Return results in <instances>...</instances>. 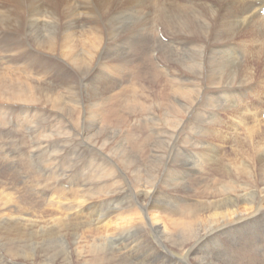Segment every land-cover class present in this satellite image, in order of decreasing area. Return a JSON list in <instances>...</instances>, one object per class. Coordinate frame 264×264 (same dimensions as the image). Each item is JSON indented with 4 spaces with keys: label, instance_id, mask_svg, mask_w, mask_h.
I'll return each mask as SVG.
<instances>
[{
    "label": "bare ground",
    "instance_id": "obj_1",
    "mask_svg": "<svg viewBox=\"0 0 264 264\" xmlns=\"http://www.w3.org/2000/svg\"><path fill=\"white\" fill-rule=\"evenodd\" d=\"M23 5L34 10L36 19L29 20L28 23L24 21L19 10ZM263 6L264 0H0V65L3 66L5 59H8V55L6 54L10 51L5 41L8 42L11 37V44L16 50H22L23 46L26 45L23 55L18 59L20 62L16 63L22 65L26 64L32 71L37 69L38 73L43 67L45 68L50 65L61 70H67V76L59 80L61 86L60 91L65 94V98L68 99V101H74L78 104L75 105V103L66 102L65 100L61 101V97L50 88L40 86L36 78H31L24 86L23 84L16 83L18 75L10 77L6 71H0V102L7 104L5 109H10L13 116L12 121L8 122V126H5L7 123L4 125L5 130L7 129L8 131L6 132L4 129H1V135L6 134L8 136L6 140L7 143L0 148V180H2L3 183L1 184L0 181V184L3 185V189L0 190V239L2 240V245L8 247L6 252L10 253V256L14 259L17 257L15 245L10 244V241L7 240H12L10 237L13 236V233L9 234L8 230L12 227L20 228V230H17L14 234L13 241L15 244L24 240L23 236L25 238L26 235H29V232L23 230L22 224H25L26 221H32L30 212L34 209L36 203L38 206H40V203L31 198L33 202L27 205L29 208L22 207L18 201L11 197V195H18V191L10 190L9 184L1 179V176L6 175L11 178L16 176L8 173L7 169L11 168L10 166L17 162V156L25 160L18 161L23 170L28 168L27 164H29L30 161L34 163L39 161L40 163L41 158H44V160H41V164L45 161L47 162L43 165L45 166L44 169L50 170L56 158L54 154L51 157V152L60 149L63 143L61 139H64L66 144L73 143L71 140L72 133L74 132L73 125H69L70 120L67 122L65 121L66 119H70L67 117L70 115L72 117L74 115L77 120L75 122L79 123L80 120L83 124V128L80 127L81 130H84V134H82L83 142H86L87 145H91L93 147V152L81 151L82 153H79L82 148H73L74 151L72 153L70 152L71 159L76 160L75 163L84 161L83 164H85V166L91 167L95 165V167H91L93 169L89 171L92 175L86 180L83 179L84 182L91 187H87V194L82 192L83 189L81 190L82 185L79 183L80 180L73 177V173L78 170V168H75V164L72 165L74 168L71 167L72 172L68 176L67 174H62L59 179L56 177L52 179L53 174L51 172L48 177L46 176L43 178L41 175L38 177L35 171L37 176L35 179L36 189L38 182L41 184V187H43V192H48L50 189L56 195L50 197V202L52 204L56 199L55 197L66 196L68 193L73 194L75 196L74 199L78 201L72 208L66 205V208H63V204L58 207L57 210L60 213L57 219L58 225H60L59 231L52 226L53 220H49L48 224L38 221L33 222V224L35 223L39 228H41L42 225L41 229L43 232H46L48 235L53 233L54 238L60 237L61 230H66L73 221L80 222L77 224H81L83 222L82 219H85L83 214L89 210H91L89 211L91 215H96V224L102 227L105 225L104 222L108 219L107 216L109 217L112 212L126 210L127 212H132L128 214L134 216L130 218L129 216L119 214L122 217H116L117 219L113 221L109 220L112 224H114L113 222L118 223V220H120L122 226L121 228L119 226L120 230H117L118 233L112 231L111 234L107 236H95L94 244L98 245V248L101 250L99 255H95L97 246L87 245V248L92 249V258H88L86 255L85 247L80 248L78 253L83 259L84 264H90L95 258L101 255L111 257L114 264H129L128 262L130 261L127 258L135 253L137 242H126L127 245L120 247L121 244L123 245L125 243L122 242L121 236L129 232L127 236H124L125 239L123 240L127 241V239L132 236V231L145 234L150 232V228L157 229L155 237L157 242L162 245L160 247L167 248V251L174 254L178 252L184 255L188 243L195 241L196 238L201 236L203 237V241L210 242L211 240L213 242L212 257H224V259H220L221 262L218 264H240V261H235L231 257L226 256L228 254L234 259L243 255L244 257L248 256L258 261L260 257L259 250L264 252V246L259 248L255 247V240L259 236L256 238L254 233H252V237L250 236L247 238L246 236L245 240L241 241L239 239L240 234L238 235L239 231L246 227L249 228L248 230L252 231L254 224L252 222L258 218L259 213H264V196H261V194L264 193V189L262 190V187L260 188L258 185L252 187L249 182L243 179L244 177L245 179L247 177H253V173L250 171L252 155L248 153L245 148L236 149L234 153L237 152L239 157H235V161L229 162L228 169L222 168V161H220L222 158H219V155L221 149L222 153L225 152V145L229 139L238 138L239 134H237L236 131L240 127V123H243L244 126L248 128L247 120L240 117L243 116L244 110L252 112V105H256L254 102L249 105L244 104L245 97L249 94V90L252 89L250 92L251 94L254 93V87L252 88L244 85L248 84V80L250 81L249 83H251L252 80H256L254 74L249 72L255 68L248 63L245 65V69H243L238 63V61L241 63V58L234 54L245 45L250 47V52L253 50L256 52L258 48L256 50L254 46H251V42L257 43L258 47L264 50V16L260 13ZM47 7L52 8L50 20L42 19V17L47 15V12L44 10V8ZM61 7L67 8V14L71 13V17H73L72 24L67 25L65 22H62L64 20L63 10H60ZM30 8L27 12L28 16L33 13V10ZM89 17H91L92 25L88 29L82 28V26L79 27L83 31L78 34L76 32L78 27L77 21L86 23L89 21ZM112 21L116 22L118 26L114 27L111 25L110 22ZM60 23H62V25H60ZM160 27H162V31H160ZM41 28H51L49 29L50 32L48 36L40 33ZM6 30L9 32L6 33ZM9 33L13 34V36ZM159 34L166 36L167 41H163ZM134 35H138V39L142 40L141 44L138 42L142 47V50H140L141 54L137 53L140 56V62H144V56L142 55H147L146 59H150V56H154L156 52L159 53L157 58L160 60L161 64L152 63L153 68H151V73L154 81H156L155 78L159 79L160 76H163L165 85H163L164 90H161L162 94L160 92L161 98L155 101V103L158 104V107L155 109H166V113L162 110L164 114L162 113L160 116L154 112V118H151L147 123L144 122L141 124L140 129L145 131L147 134L146 136L142 135L138 137L132 132L131 135H124L125 137L117 139L116 137L121 131H118L116 136L111 135V133L108 135L100 131L103 123H105L104 120L106 121V119L103 120V113L101 115L97 113L96 116H93L92 118L96 117L95 122L91 121V127L85 128L84 124L88 123V121L85 123L81 120V112L83 111L81 106H79V103H81L79 100H90L91 103L89 102V107L92 111L94 108L97 110L98 104L105 107L110 99H116L119 100L120 103L126 104L129 115L136 109L133 104H139L140 107L143 106L140 109V114H150L147 104L137 103L133 99L135 96H132L131 88L129 90L125 88L124 91L121 92L115 91L113 94L110 93L112 92V88L120 84L114 79L120 75L123 68L127 67V62L122 60V62L117 63L113 62L115 60L111 58H109V60H106V58L101 59L106 49H108L106 56H114V50L120 51L133 48L134 44H131L130 41L134 38ZM112 45L116 47L112 49ZM43 47L47 48L49 53L41 51ZM57 49H60V51H57ZM40 54L46 55L47 57L41 59ZM136 55L134 57H137ZM110 60H112V62H108ZM225 67L228 68L227 73L223 71ZM18 68L14 67L15 71H17ZM54 72L55 75L58 76L56 71L48 70L51 77ZM112 73L117 76H114ZM72 74L79 75L83 80L94 81L93 86L85 92V100L81 98L82 92L77 90L74 86L75 83ZM7 79H9L8 82ZM98 83L102 86L99 87ZM56 84L57 82L49 85L54 87ZM137 92L138 91H136V93ZM42 97L48 99L39 100ZM51 97H55V99L52 100L50 99ZM139 99L138 97V100ZM37 101L43 104H54L55 107L59 109L54 113L58 114V116L60 115V117L62 116V120L64 121H48L45 126L42 125L41 127L48 128V130L44 129L47 130L45 131L46 134H44V137H39L40 134L38 133L40 126L37 123V113L39 111L33 104ZM230 101L232 102L230 103ZM15 102H17V104H15ZM120 103L117 105L119 109L122 107L124 108ZM113 104L115 103L113 102ZM117 106L115 104L112 108H118ZM1 109L3 110L4 108ZM200 111H202V113H200ZM45 112L48 113L47 111ZM116 112L119 111L116 109ZM235 113H238V115L233 118L234 115H236ZM170 115H172L171 119L168 117ZM183 116L190 117V120H186L185 123V127H187V131L189 132L186 133L184 130L183 133L186 134V138L180 135L179 139H186L189 141L190 138L191 142L194 141L191 145L195 148L192 150L193 152H191L190 157L196 159V163L188 159V153L184 162L177 166V162L174 164L172 163V150L168 151L166 148L169 144V135H173V130L171 128L178 127L179 124L174 125L172 123V118L178 121ZM118 117H120V112ZM197 117H200L202 120L197 122ZM163 118H167L166 122H168L169 126H165V128L167 129L166 132L168 135L165 136L163 134L162 137L164 139L160 143L161 149L155 154L154 162L150 164L151 166L153 165V167L158 166V168H160V171L153 177L154 181L158 179V182L161 183L155 184L156 188H153L154 181H149L148 179L149 166L146 168L145 164L147 159L140 161L142 158L141 155L145 152L140 140L149 143L152 139V133L149 131L147 124L153 125L154 127L155 125H159L161 127L163 124L162 121H164ZM26 119L28 120L26 121ZM120 119L125 120L126 115L123 114ZM169 119L170 121H168ZM25 121H30V124L25 123ZM235 121L236 129L234 124ZM181 122L182 120L180 123ZM51 123H54L53 127L55 123L60 127H62L61 123H63V126L64 123H66V129H68L69 132L66 131L63 133V136L61 135L62 137L59 138L56 132L51 131L49 126ZM29 126L30 136L25 134ZM255 127H259V125L256 124L254 125V128ZM20 131L24 135H22ZM25 135L29 137L27 141ZM111 139L113 140L111 141ZM122 140L131 141L132 147H124V149H122L123 146L121 145V147L118 145L119 141L122 142ZM200 144L203 145V147H201L205 155L203 157L199 156L200 152L196 148L200 147ZM15 145L18 147L17 149L13 148ZM171 145L172 143L169 146ZM263 147L264 142L259 149ZM118 148L126 151V156L123 151H117ZM172 149H174V147ZM195 149L198 152L195 151ZM63 151L66 150L60 149V152ZM69 151H72V149H69ZM94 152L96 154L98 153V156ZM91 153L92 156L89 158V154ZM163 154L165 155L163 156ZM256 160L261 162L262 166H264V151L260 158ZM99 162L101 165H98ZM239 162L242 165L235 166ZM213 163L214 165H212ZM204 164L206 166H211V178L215 180L218 178L223 181L224 178H227L228 181H224V184H220V186L215 189L216 195L211 194L209 196L210 192L207 191L200 193L201 196H198L200 198L196 199L201 203L202 211L200 212L196 209H189L192 199L189 201L186 199L193 194H197L195 188L196 183L199 185L201 179L205 184L202 175L205 170L203 167ZM178 168L182 169L185 174L181 175L178 172L180 171ZM51 171H53V169H51ZM15 173L21 175L19 170L18 173L16 171ZM221 176L223 177L220 179ZM30 177H32V175H28V178ZM192 177H195L196 180L195 183L191 179L194 187L189 186L186 182L184 183L185 179L189 180ZM131 182L134 183L130 185ZM166 182L168 183V187H163L162 184ZM67 183L70 184V189H65L63 187V185ZM110 183L113 190L109 192L107 196L106 193L108 191L105 194L102 192L106 186L108 188ZM263 184L264 182L262 181V185ZM75 185H80V187L74 190L73 186ZM16 187L17 186H15V188ZM29 192L30 195L25 192V196L34 195L30 190ZM136 192L138 194H136ZM123 193L124 198L118 200L117 197ZM143 193H145V195H143ZM84 195L88 196L87 200L89 203H86L87 200L84 199V201L81 198L82 196L85 197ZM147 195L150 197L148 202H146L148 198H146ZM135 196H144V199L140 200ZM171 196H176L174 197L175 200H173V207L175 209L172 210L170 208V211H168L167 204L169 200L167 199H170ZM106 197L111 201H121V203L119 202L120 205L112 210L109 208L107 212H105L106 217L104 218L101 216L102 213L100 212H103L105 208L102 207L101 211L100 206L106 204ZM209 197L214 200L210 199L209 202L206 201ZM103 198L104 200L102 201ZM124 201L126 202L123 204ZM98 202L101 204H97ZM188 209L189 213L187 212ZM93 210L95 213L92 212ZM141 212L144 213V216L140 217L138 214H141ZM187 216H189L188 218L191 219V222L187 221ZM186 222L188 223L187 227L184 226ZM172 224H183V227L176 226V228H174ZM106 226H109L108 223H106ZM79 228L80 227H75L71 229L75 231L74 233L76 235ZM109 229L108 232H110ZM108 232L106 233L108 234ZM54 234L58 236H54ZM117 234L119 238L117 242L120 244V248L105 244L106 239H114ZM222 235L227 237V240L224 239L227 242L223 244L222 242L220 243ZM32 239L35 240L34 237ZM249 242L252 243L250 244ZM250 245H254L255 249L251 251L250 254L245 255L244 251L247 250L249 252ZM21 246L25 248L23 244ZM208 248L209 246L207 249ZM57 249L58 247L52 244L49 246L42 245L39 252L46 254V256L44 254L41 255L39 253L28 252L29 258L31 257L28 262L33 264H50L47 263V261L50 262V257L55 264H69L67 260H76L72 255L73 252L69 253L64 248V251L61 250V253H59ZM151 249L154 256H166L167 254V252L160 250L157 244L152 245ZM71 256L73 257L72 259ZM76 257L77 260L81 261L77 255ZM21 262H27V260ZM28 262L26 264H29ZM242 263L245 264L244 261H242ZM92 264L102 263L95 262Z\"/></svg>",
    "mask_w": 264,
    "mask_h": 264
},
{
    "label": "rangeland",
    "instance_id": "obj_2",
    "mask_svg": "<svg viewBox=\"0 0 264 264\" xmlns=\"http://www.w3.org/2000/svg\"><path fill=\"white\" fill-rule=\"evenodd\" d=\"M29 8L30 7H25L23 5V7L19 9L20 13L23 16V19H24V21H26V23H28L29 20L36 19L35 15H34V10L32 8H30V9L33 10V13L30 16L27 15V12H28ZM51 9L52 8H50V7L44 8V10L47 12V15L42 17V19L50 20ZM61 9L63 10V20H64L62 22H65L67 25L72 24V18L73 17H71V13L67 14V8L66 7H63V8L61 7L60 10ZM110 23L114 27L118 26V24H116V22L112 21ZM60 25H62V23H60ZM91 25H92L91 17H89V21L86 22V23H82L81 21H77V26L78 27L76 29V32L78 34H80L81 31H83V30L81 28H79V27L82 26V28L88 29ZM49 29H51V28H48V29L47 28H41L40 29V33L42 35L48 36V34L50 32ZM6 31H7L6 33L9 32L8 30H6ZM9 34L11 36H13V34H11V33H9ZM138 38H139L138 35H134V38L130 41L131 44H134L133 48H130L128 50L127 49L126 50H120V51H115L114 50L113 51L114 56H106L107 52H108L107 51L108 49H106V51L103 52V55L101 56V59H105L106 58V60H109V58H111L112 60H115L113 62H117V63L122 62V60L124 62L125 61L127 62V67L122 69V71L120 72L119 76L114 75L112 73L114 76H117V77H115L114 80L118 81L120 84L115 87L117 90L115 88H112L111 89L112 92H110V91L109 92L113 94V92H115V91H118V92L120 91L121 92V91H124L125 88H126V90H129L131 88L132 96H135V97H133V99L137 103L139 102V103H142V104H147V106L149 107V111L148 112L150 114H148V113H146L145 115L140 114V109L143 106L140 107L139 104L136 105V104L132 103L136 107V109H134L132 111V113L129 115V111L127 109L128 107L126 106V104L120 103V101L116 100V99H110L106 103L107 106H105V107L100 105V104H98V108L99 109L97 108V110H96L94 108L93 111L90 110V107H89L90 100H85V92L87 90H89L91 88V86H93L94 81L93 80L92 81L83 80L82 77H80L79 75L72 74L73 77H74V83H75L74 86L77 88V90L82 92V97L81 98H83L85 100V101H82L81 99L79 100V101H81V103H79V106H81V109L83 111V112H81L82 113L81 120H83V122H85V123L88 121V123L84 124L85 128L91 127V121L95 122L96 117L92 118L93 116H96L97 113L99 115H101L103 113V116H102L103 120L106 119V121L104 120L105 123H103V126L101 125L102 129L100 131L102 133H106L108 135L111 133V135L116 136L117 132L121 131L120 134L116 137L117 139L118 138L120 139L121 137L123 138L126 135H131L132 132H134L138 137H141L142 135H145V136L147 135L143 129L142 130L140 129V126H141L142 123H144V122L147 123V121H149L151 118H154V115H153L154 112H156L160 116H161V114L163 112L166 113V109H161V108L155 109L156 107H158V104L155 103V101L158 100L159 98H161L160 96L162 94V91L164 90L163 85H165V84L163 82L164 81L163 76H160L159 79L155 78L156 81H154L152 73H151V70H152L151 68H153L152 67L153 66L152 63L161 64V62H160L159 59H158L159 61L157 62L158 54H154V56H150V59H146L147 55H142V56H144V60H143L144 62H142V61L140 62V56L137 53L141 54L140 50H142V47H141L140 44H141L142 40L138 39ZM11 41H12L11 37H10L8 42L5 41V43L7 44L6 46L8 47L10 52H8V54H6V55H8V59H5V63L3 64V66L7 67V68H4L3 66L0 65V71L1 72L6 71L10 77H13L14 75H18V80L16 81V83L17 84H23L24 86L31 80V78H36V80L38 79V84L40 86L50 88L52 91H54L56 94H58L61 97V101L65 100L66 102L75 103V105L77 104V102L68 101V99L65 98V94L61 93V91H60L61 86L59 84V80L62 79V78H65L67 76V74H66L67 70H61V69L56 68L53 65H50V66H47L45 68L43 67L40 70V72L38 73L37 69H35V71H32V69L30 70L29 67L26 64L22 65V64L16 63V62H20V61H18V59L23 55L24 49L26 48V45L23 46L22 50H16V48H14L12 46ZM250 45L254 46V48H256V50L258 48V50L256 52L254 50L252 52H250V47L245 45L241 50H239L234 55H236L237 57L241 58V63L239 61H238V63L240 64V67H242L243 69H245V65L248 64V63H249L250 66L255 68L254 70L249 71V72H252L254 74V77H255L256 80L255 81L252 80L251 83H249L250 81L248 80V84L244 85V86H247V87H252V88L254 87L253 88L254 93L251 94L250 90H252V89L249 90V94L245 97L244 104L245 105H249L252 102H254L256 105L255 106L252 105V109H251L252 112L247 111V110L243 111L241 109L243 111V116L240 117V118H243V119L247 120V127L248 128H246L243 123H240V127L237 129V131L235 130L237 132V134H239L238 138H232V139H229L226 142V145H225L226 150H225V152H223L224 153L223 154L222 153V149H221L219 158H222L220 160V161H222L221 162V164L223 165L222 168L223 169L224 168L228 169L229 162L230 161L233 162V161L236 160L237 157H239L237 152L234 153L235 150L238 149V148L239 149L245 148L246 151L252 155V159L250 161V164H251V170L250 171H252L253 177L252 178H248L247 177L246 179L244 177L243 179L245 181L249 182L250 186L255 187L256 185H258L260 188L262 187V190H263L264 189V184L262 185V181L264 182V166H262V163L258 162L256 159H259L261 154L264 151V147L262 149H259V148H261V145L264 142V115H263V113H264V50L259 48L257 43H255V42L254 43L251 42ZM112 46H113L112 49L116 47L115 45H112ZM41 51L49 53L48 49L44 48V47L41 48ZM57 51H60V49H57ZM135 55L137 57H134ZM40 57H41V59H45L47 56L40 54ZM112 60H110L108 62H112ZM17 64H18L19 68H18ZM14 67L18 68L17 71H15ZM229 68H231V67H229ZM48 70L56 71L58 73V76H56L55 72H54L52 77H51L49 75V73H48ZM223 71L225 73H227L228 72V68L225 67ZM224 72H223V74H224ZM8 81H9V79H7V82ZM56 82H57V84L54 87L49 85V84H54ZM102 83H104V82H102ZM98 85H99V87L102 86L100 83H98ZM136 91H138V92L140 91L139 94H138V92L136 93ZM160 92H161V94H160ZM259 94H260V96H259ZM138 97L140 98L139 100H138ZM47 99L48 98L42 97L39 100H47ZM50 99L54 100L55 97H51ZM99 100H101V99H99ZM92 101H94V100H92ZM113 102L116 104V106L119 103L122 104L125 109L123 107L119 109L118 106H117L118 108H112L115 105V104H113ZM231 102L232 101H230V103ZM164 103H166V102H164ZM15 104H17V102H15ZM33 104L38 108L37 110L39 111L37 113L38 114L37 123L40 126V128L38 130V133L40 134V136L37 133V135L39 137H42V136L44 137V134H46L45 131H47L48 128H44V127H41V126L42 125L45 126L46 123H48V121H52V122H57V121L60 122L61 121V122H64L62 120L63 119L62 116L60 117V115L58 116V114L54 113L57 110H59L57 107H55L54 104H52V103H46V104L44 103L43 104V103H40L39 101L34 102ZM40 105H42V106H40ZM6 106H7V104H4V103L0 102V144H2V145H0V148L5 146L4 144L7 143L6 140H7V136H8L6 134L5 135H1V133H2L1 129L5 130L4 125L7 123V125H5V126H8V122H11L12 121V117H13L11 112H10L11 110L10 109H5ZM257 106H258V108H257ZM1 108H4V109L2 110ZM116 109H117V111L120 112V117H118L119 112H116ZM44 110L47 111L48 113H46ZM162 110H163V112H162ZM108 111H109V113H108ZM200 113H202V111H200ZM5 114H6V116H5ZM123 114L126 115V119L125 120H121L120 119ZM235 114L236 115H234L233 118H235V116L238 115V113H235ZM171 116L172 115H170L168 117L171 119ZM67 118H70V119H66L65 122L70 120L69 125H71V126L73 125L72 127H73V130L75 132V133L74 132L72 133V138H71L73 143L72 144H69V143L66 144L64 139H61L63 141V143H62L60 149H65L67 152L66 151L60 152V149H56L58 151H54L53 150L51 152V157L53 156V154L56 156V158L53 161L54 165H52L53 167L51 168V169H53V171H51V169L50 170L49 169H44L45 166H43V165H45V163H47L45 161L43 164H41V160L42 159L44 160V158L40 159V163H39V161L36 162V163L30 161L29 164H27L28 168L26 170H23L21 168V164L18 161H25V160L22 159L20 156H17V158H16L17 162L14 165L10 166L11 168L7 169L8 173L14 174L16 176L13 177V178L7 177L6 175L1 176V179H3L5 182H7L9 184V189L10 190L18 191V195H13V196L11 195V197L13 199H15L16 201H18L22 207L29 208L27 205L31 204L33 202L32 200L38 201L40 203V206H38L37 203H36L34 209H32L31 212H30V216H32V218H31L32 221L31 222L30 221H26L25 224L24 223L22 224L23 230H27L29 232V235H26L25 238L22 235L24 240L18 242L17 243L18 245L14 243L13 239H14V234L16 233L17 230H20V228H16V227L13 228L12 227V228H10L11 231H10V229L8 230L9 234L13 233V236L10 237L12 240H10V239H7V240L10 241V244L15 245L14 247H16L17 257H15V259L10 256V253L6 252V249H8V247L5 246V245H2V243H1L2 240L0 239V264H26L28 262V260L31 259V257L29 258L28 254H27L28 252L39 253V254L43 255L44 253L39 252L40 247L42 245H48L49 246L51 244L58 247L57 252H59V253H61V250L64 251V248L69 253L73 252L72 255L74 256V258H76V260H67L69 264H84L83 263L84 262L83 259L80 257V255L78 253L80 251V248H84L85 247L86 255L88 256V258H92L93 257L92 249L91 248H87V247L88 246H97V248L95 249V250H97V251H95V255H99L101 250H100V248H98V245L94 244L95 236H97V237H99L100 235L107 236V235L111 234L112 231L114 233H118L117 230H120V228L122 226L120 220H118V223L117 222H113L114 224L110 223V221L116 220L118 217L119 218L122 217L119 214H123L124 216H129L130 218H131V216L132 217L134 216V215L128 214V213H132V212H127L126 210H122L120 212L114 211L115 213L110 211L112 213L110 214L109 217L107 216L108 219L104 222L105 225L103 223L104 226L99 227V225L96 224V222H97V220L95 219L96 215H94V216L91 215V213L89 212L91 210H89L88 212H85L83 214L85 219H82L83 222L81 224H77V223H80V222L73 221L72 224L70 225V227H68L66 230H63V229L61 230L62 235L60 233V237H57V238L53 237V233L48 235L46 232H43L42 229H41L42 225H41V228H39L35 223L33 224V222H37V221L48 224L49 220H53L55 223L53 222L52 226L57 228L58 231H59L60 225H58V220L57 219L59 218L60 213L57 210L58 207H60L63 204V208H66L65 205L69 206L70 208H72L75 204L78 203V201L74 199L75 196L73 194H71V193L70 194L68 193L66 196L55 197L56 199L53 201L54 203L52 204L50 202V197L51 196H56V195L50 189H49L48 192H44V193H47L49 195V197H44L43 195H40V193H43V187H41V184L37 182V189H36V187H35V183H36L35 179H36L37 176H36L35 171L37 172L38 177H39V175L43 176V178L46 177V176L48 177V175L51 172L53 174L52 175V179H54V177L59 179V177L62 176V174H65V175L67 174V176H68L72 172V168H71V167H73L72 165L75 164V168H78V170H77V172L73 173V177L80 180V182H79V180H78V182L81 183V185H82V187H81V190L83 189L82 192L87 194V192H86L87 187H91V186L87 185L84 182L83 179L86 180L87 178H89L90 175H92L89 171H91L93 169L91 167H95V165L91 166V167L85 166V164H83L84 161H78V163H75L76 160L71 159V153L74 151L73 148H82V150H80L79 153H82L81 151H83V152H93V147L91 145H89V144L87 145L86 142H83V140H82V134H84V130L83 129L81 130V128H80V127L83 128V124L81 123V121L79 120V123L75 122L77 120H76V117L74 115L72 117L70 115ZM163 119H164V121H162L163 124L161 125V127L159 125H155V127H154L153 125H148L147 124V127H148L149 131L152 133V139L150 140L149 143H146V142H143L142 140H140L141 144L143 145L142 148L145 151L141 155L143 159L140 156V158H141L140 161L141 160L143 161L144 159H147L145 161L146 162L145 164H146V168L149 166L148 167V169H149V178H148L149 181H154V177L153 176L156 175V173L158 171H160V168H158V166L153 167V165L151 166L150 164L152 162H154L155 154L158 153L159 150L161 149L160 143L164 139L162 137L163 134L165 136L168 135V133L166 132L167 129L165 128V126H169L168 122H166L167 118H163ZM170 119L168 121H170ZM27 120L28 119H26V121ZM172 120H173L172 123L174 125L179 123L178 127L171 128L173 130L172 131L173 135L172 136H171V134L169 135V144H168V147L166 148V150H168V151L172 150L171 151V153H172V163L174 164V163L177 162L176 165L177 166L180 165L182 162H184V160L186 159V156H187L188 153H189L188 159H190L191 161H194L196 163V159H194L193 157H190L191 152H193L192 150L195 148V147H193V145H191V143H194V141L191 142L190 138H189V141H187L186 139H184V140L183 139H179L180 135H182V137L186 138V134L183 133V132H184V130H185L186 133L189 132V131H187V127H185V123H186V120H190V117H188V116L184 117L183 116L178 121L176 119L174 120V118H172ZM181 120H182V122L180 123ZM199 120H202V119L200 117H197V122H199ZM26 121H25V123L30 124V121L29 122H26ZM53 124L54 123H51L49 125L50 129H51V131L56 132V134L59 136V138H61L63 136V133L68 131V129H66L67 128L66 127V125H67L66 123H64V126H63V123H61L62 127H60L57 123H55V126L53 127ZM234 124H235V129H236V121L234 122ZM256 124L259 125V127H255L254 128V125H256ZM161 128H162V130H161ZM44 129H47V130H44ZM75 129H76V131H75ZM5 131L7 132L8 130L6 129ZM16 133H17V131H16ZM20 133H21V131H20ZM20 133H19V135H20ZM21 134L24 135L23 133H21ZM25 134H27V135L30 134V126H29V129L27 130V133H25ZM234 136H232V137H234ZM28 138H29L28 136L25 137L26 141L28 140ZM112 140L113 139H111V141ZM136 141H139V140H136ZM119 143H118L119 146H121V145L123 146L122 149H124V147H128V148L132 147V142L131 141L122 140V142L119 141ZM171 143H172V145L169 146ZM72 145H73V147H72ZM65 146L68 147L69 149H72V151H69V149L66 148ZM253 146H255V147H253ZM171 147L172 148L174 147L175 150L172 149ZM176 147H178V148H176ZM201 147H203L202 144H200V147H196V148L200 152L199 156L203 157L205 155H204V151H203V149ZM13 148L17 149L18 147L15 145V147L13 146ZM117 151H121V152L123 151L125 153V156H126V151L121 150L119 148H118ZM195 151H197V150L195 149ZM246 151H245V156H246ZM252 152L255 153V154H253ZM30 154H31V152H30ZM96 155L98 156V153ZM164 155L165 154H163V156ZM90 156H92V153L89 154V158H90ZM26 157H25V159H26ZM41 157H43V156H41ZM214 163L212 165H214ZM246 163H247V161H246ZM237 164H239V165H237ZM237 164L235 166L242 165L240 162L237 163ZM98 165H101L100 162L98 163ZM203 167L205 168V170L203 171L202 175L204 177L203 181L205 182V184L202 182V179H201V182L199 183V185H197L195 177H192L189 180H186V179L184 180L183 179L184 183L186 182V184H188L189 186H192V187H194V184L191 181V179L196 183V187L195 188L197 190V194H193L194 196L192 195L191 197H188L186 200L189 201V200L192 199L191 202H190V208L189 209H192V210L196 209V210H198L200 212L202 211L201 203L196 200V199L200 198V197H198L199 195L201 196L200 193L203 192V191H207V192H210L209 196L211 194H215L216 193L215 189L218 188L220 186V184H224L225 183L224 181H226V180L228 181L227 178H224V181L223 180H219L218 178H216V180L211 178V175H210V171H211L210 167L211 166L210 165L206 166L204 164ZM89 168H91V169H89ZM178 169H180V168H178ZM18 170L21 172V175H17L15 173V171L18 173ZM78 172H83V173H78ZM178 172L181 175L185 174V173H183L182 169H180V171H178ZM28 175H32V177L28 178ZM248 176H250V175H248ZM222 177L223 176H221L220 179ZM38 180H39V178H38ZM0 181H1V184H3L2 180H0ZM133 183L134 182H131L130 185H132ZM160 183L161 182H158V179H156L153 182V188H156L155 184H160ZM15 186H17V187L15 188ZM162 186L163 187H168V183L167 182L163 183ZM63 187L65 189H70L69 188L70 184L69 183L64 184ZM79 187H80V185L73 186L74 190L78 189ZM84 188H85V190H84ZM2 189H3V185L0 186V190H2ZM9 189H7V190H9ZM29 190L34 195L25 196V192L28 195H30ZM112 190H113V188L111 187V183H110L108 185V188L106 186L102 193L105 194L108 191L106 193V195H107V194H109V192H112ZM89 194H91V193H89ZM136 194H138V193L136 192ZM143 195H145V193H143ZM180 195H183V194H180ZM148 196L149 195H147L146 198ZM261 196H264V193L261 194ZM87 197L88 196H85V197L82 196L81 198L83 200L84 199L87 200L88 199ZM135 197L137 199H140V200L144 199V196L143 197L135 196ZM174 197H176V196H171L170 199H167V200H169L168 204H167V210L168 211H170V208L172 210L175 209L173 207V203H174L173 200H175ZM31 198H32V200H31ZM123 198H124V193L117 197L118 200H121ZM149 199H150V197L147 198L146 202H148ZM210 199L214 200L213 198H210V197L207 198V200L206 199L205 200L209 202ZM103 200H104V198L102 199V201ZM215 200H216V198H215ZM119 202L121 203V201H118V202L115 201V200L111 201V200L108 199V197H106V204L103 205V206L102 205L100 206V209L102 207L105 208V209H103V212H100V213H102L101 216L105 218L106 217L105 216V212H107V210L109 208H111V210L113 208H116L118 205H120ZM125 202L126 201H124L123 204ZM86 203H89L88 200H87ZM97 204L100 205L101 203L98 202ZM97 204H96V206L98 207ZM91 209H93V208H91ZM189 209L187 210L188 213H189ZM101 211H102V209H101ZM92 212L95 213L94 210ZM138 215L141 217V216H144V213L141 212V214H138ZM188 217L189 216H187V221L191 222V219L188 218ZM110 218H112V219H110ZM263 219H264V213H259L258 214V218L252 222V223H254L253 227H252V231L248 230L249 229L248 227H246L245 229L239 231V233H238V235L240 234L239 235L240 236L239 239L241 241H243V240H245L246 236H247V238H249L250 236L252 237V233H254L256 238L259 236L255 240V242H256L255 247L259 248L261 246H264V245H262V244H264V220ZM95 220H96V222H95ZM106 223H108L109 226H106ZM101 225H102V223H101ZM119 226H120V228H119ZM172 226L174 228H176V226L183 227V224L182 225H174V224H172ZM184 226L187 227L188 223L186 222ZM75 227H80L78 229L79 231L77 232L76 235L74 233L75 231L73 230ZM256 227H257V229H256ZM71 228H73V229H71ZM109 228H111V229H109ZM108 229H109L110 232H108ZM90 231H92V232H90ZM149 231L150 232H147L145 234H141V233L132 231L133 232L132 236L130 238H128L127 241H123V240L125 239L124 236H127L129 234V232H126V233H124L121 236L122 242L123 243L125 242V243L123 245L121 244L120 247H124L125 245H127L126 242H128V243H132V242L136 243L137 242L136 244L137 245L139 244L138 246L135 244L137 246V247L135 246V248H136L135 253L131 254V257L129 256L127 258L130 261V262H128L129 264H150V263L151 264H218V263L221 262L220 259H224V257L223 258H214V257H212V250H213L212 245H213V242L211 240H210V242H205V241L202 240L203 237H201V236L196 238L195 241H192V242L188 243V245L186 246L187 248H185V254L183 255V254L178 253V252H175L176 254L171 253V252L167 251V248L160 247L162 245H160L157 242L156 237H155L156 233H157V229L150 228ZM106 232H108V234ZM54 233H56V232H54ZM63 233H65V234H63ZM28 236H29V239H28ZM54 236H58V235L54 234ZM33 237H34L35 240L32 239ZM42 237H44V238H42ZM81 239H83V240H81ZM118 239L119 238H118V234H117V235H115L114 239H112V238L106 239L105 240V244H108L109 246L110 245H114L116 247H119L120 244L117 242ZM141 239H143V240H141ZM224 239L227 240V237L222 235V238H220V243L221 242H222V244L224 242L226 243L227 241H225ZM84 240H86V241H84ZM130 240H131V242H130ZM152 241H153V243H152ZM107 242H109V243H107ZM48 243H51V244H48ZM249 243L251 244L252 242H249ZM22 244L25 246V248H23L21 246ZM154 244H157L159 246L160 250H163V251L167 252L166 256H164V255L163 256H158V255L154 256L153 255L154 253L152 252V249H151L152 245H154ZM259 244H260V246H259ZM4 246H5V248H4ZM208 246H209V248L207 249ZM255 247H254V245H250L249 246V250L250 251L248 252L247 250H245L244 251L245 255L246 254H250V252L253 251L255 249ZM74 251H75V255H74ZM259 251H260V257H259L258 261H255L254 259H251V257H248V256L244 257L243 255H240L239 258L236 257L235 259L229 254L226 255V256L231 257L235 261H240V264H243L242 261H244L245 264H264V252L262 250H259ZM44 255L46 256V254H44ZM76 255L79 257V259L81 261L77 260ZM72 258L73 257L71 256V259ZM25 260H27V262H21V261H25ZM95 262H100L102 264H114V262H113L111 257H105L104 255H101L100 257L95 258L94 261H92L90 264L95 263ZM28 263L29 264H33V263H30V262H28ZM47 263L55 264L51 257H50V262L47 261Z\"/></svg>",
    "mask_w": 264,
    "mask_h": 264
}]
</instances>
